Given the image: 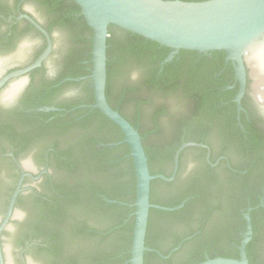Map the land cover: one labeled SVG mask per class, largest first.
I'll list each match as a JSON object with an SVG mask.
<instances>
[{"label":"flooded vegetation","instance_id":"flooded-vegetation-1","mask_svg":"<svg viewBox=\"0 0 264 264\" xmlns=\"http://www.w3.org/2000/svg\"><path fill=\"white\" fill-rule=\"evenodd\" d=\"M28 1L0 0V62H4L0 68V81L11 73L32 65L47 48L46 37L27 20L18 19L20 15L29 16L47 33L51 42L49 55L38 67L21 76L7 79L0 86V199L4 200L0 208V223L5 216L9 199L24 174L11 218L0 234L5 264L4 235L9 230L19 240L22 236L31 235L36 227L44 226L43 216L49 206L57 210L67 200V197L57 193V189L66 188L65 163L69 158L66 153L71 144L65 143L62 137L49 135L46 126L49 123H61L63 115L56 113L80 110L82 114H74L73 119L69 120L68 124H72L84 119L94 110L91 108L94 96L92 83L88 78L90 74L77 78L66 77L59 81L67 54L60 59L56 75L52 79L47 78V63L54 52L52 31L62 26L56 23V14L48 12L47 6L42 5L40 0H35L47 14V21L41 22L26 9ZM27 35H32L36 41L30 52H26L27 47L21 43L22 38ZM20 52H26L27 56L21 54L16 63L7 62ZM201 57L207 61L214 59L213 52L198 53L196 60ZM206 71L212 79L208 81L206 92L209 96L201 112H190V102L186 98H180L183 92L181 87L171 91L168 103L171 104L169 111L173 112L176 120H186L180 130V145L176 150L184 143L205 146L184 148L179 155L174 179L162 181L164 185L156 186L154 190V194L162 199L182 194L180 204H190L187 210L178 214V223L162 244L158 248H152L153 252L163 256L162 259H170L174 264L192 256L198 242L202 245L205 258H209L210 252L216 256L225 254L231 259L235 256L239 258V246L246 233L245 215L249 216L252 229L248 244L254 236L253 225L261 226L264 215V98L258 94L264 88H255L251 68L244 60L245 85L238 104L236 97L240 91V83L236 79L232 63L226 60L225 53L222 63L209 66ZM79 78L82 80H77ZM66 79L77 81H65ZM17 80L23 81L18 94L12 101L5 99L4 94ZM67 82L70 84L63 86ZM71 85L82 87L83 98L68 104L70 109L65 110L63 106L67 104L61 98L64 89ZM91 96L93 102L88 101ZM48 108H55L57 111H47ZM158 123L156 130L167 135L166 140L172 139L173 127L168 124V117H160ZM97 146H102V143ZM30 151H34L38 163L24 160V156ZM173 166L172 159L171 164L168 163L166 168L156 174L170 177ZM24 202L26 207H20ZM253 212L256 213L254 219ZM16 214L23 216V219H17ZM175 239H179L176 245L173 243ZM33 247L42 248L46 244L39 240L28 242L19 251L22 264H28L27 254L35 252ZM173 249L176 250L172 252ZM253 254L258 255L257 248Z\"/></svg>","mask_w":264,"mask_h":264},{"label":"trees","instance_id":"trees-1","mask_svg":"<svg viewBox=\"0 0 264 264\" xmlns=\"http://www.w3.org/2000/svg\"><path fill=\"white\" fill-rule=\"evenodd\" d=\"M40 2L47 6L48 12L57 15L55 21L58 25L71 32L72 47L65 57L59 81L66 77L89 75L92 68V30L85 23L79 7L72 0ZM170 51L138 35L109 26L106 40V100L139 132L152 175L165 168L168 163H172L174 152L180 145V130L186 122L184 119L176 120L173 112L169 111L171 91L181 87L183 92L180 98H186V101L190 102V112L193 114L201 112L209 96L206 92L207 84L212 79V76L208 77L209 73L206 70L209 66L222 63L224 55L223 51H214L213 60L207 61L203 57L196 60L197 52L180 50L170 62L162 65ZM135 66L142 68V76L135 85L124 82L118 87L113 86V81L124 76L126 70ZM69 84L67 82L63 86ZM90 90L92 92V88ZM157 99L160 103L156 102ZM88 101L93 102V96ZM144 105L152 106L146 124L143 123ZM63 107L65 110L70 109L68 104ZM176 107L179 108L178 105ZM125 108L131 110L132 117L125 113ZM79 112L81 111L56 113L63 115L61 123L57 125L49 123L46 126L49 135L62 137L65 143L71 144L66 153L69 157L65 163L66 188L57 189V193L67 197V200L57 210L52 206L46 209L47 212L43 216L44 226L36 227L31 235L22 236L19 240L20 249L30 241L39 240L46 244V247L33 249L48 258L46 264H83L84 259L80 255H65L71 233L80 232L82 229L80 224L73 227L67 224L69 212L77 207H83L87 211L102 214L111 221L106 230L92 231L91 237H95L98 243L86 257L88 264H129L134 219L132 204L135 201V173L130 149L123 142L124 137L120 129L97 109L84 119L68 124L73 115ZM163 116L168 117L169 124L173 127L174 134L170 140H166L167 135L156 130L158 120ZM98 143H102V146L98 147ZM107 144L116 145L110 147ZM159 185L164 183L158 179L151 181V203L174 207L182 202V194L171 199L156 196L154 190ZM50 194L52 195V191ZM189 207L190 204L187 202L181 209L171 212L150 209L145 246L151 249L158 248L173 226L178 223V214ZM255 214L252 213L253 219ZM253 226L254 236L246 247L247 259L249 264H264V215L262 225ZM178 241L179 239H175L174 245ZM195 245L198 247L192 256L175 264H198L204 261L206 258L203 257L201 243ZM255 248L257 256L253 254ZM219 255L210 252L209 258H228V255ZM234 259H238V256ZM144 264L174 263H171L170 259H162L153 251H147L144 253Z\"/></svg>","mask_w":264,"mask_h":264},{"label":"water","instance_id":"water-1","mask_svg":"<svg viewBox=\"0 0 264 264\" xmlns=\"http://www.w3.org/2000/svg\"><path fill=\"white\" fill-rule=\"evenodd\" d=\"M80 9L85 23L92 30L91 45V73L89 79L92 83L94 103L91 108L97 109L105 118L115 124L123 134V142L130 149V156L133 161L135 173V201L132 204L133 230L130 247L129 264H144V253L152 251L145 246V236L148 224L150 209L161 211H176L183 206L180 204L174 207H165L150 202V185L153 180L165 182L172 181L175 177L178 160L181 151L194 146L205 148L202 144L184 143L175 152L173 158V172L170 177L161 174L152 175L149 171L147 156L143 148L139 132L132 124L123 117L117 110L112 108L106 100V40L109 26H114L120 30L138 35L146 40L157 43L159 46L171 50L161 63L170 62L174 55L180 50L207 53L223 51L226 60L230 61L236 73V79L240 83V91L236 97L239 104L245 85L244 60L251 68L254 78V86L264 88V0H205V1H181V0H72ZM26 9L32 12L41 22L47 21V14L44 9L35 1L29 0ZM25 19L38 29L47 39V48L39 58L26 69L11 73L0 81V86L12 77L21 76L30 70L38 67L51 51V42L47 33L36 24L29 16L20 15L18 19ZM54 52L52 58L47 63V78L52 79L60 68V59L65 56L72 47L71 32L65 27L53 29ZM21 43L27 47L26 52H30L31 47L36 43L32 35L22 38ZM25 52V53H26ZM14 56L8 63H16L21 54ZM1 61V60H0ZM4 62H0L1 65ZM142 76V68L135 66L126 70L125 75L113 81V86L127 82L135 85ZM77 80H82L79 78ZM76 79H66L65 81H77ZM12 87L4 94L7 100H13L23 86L22 80H17L11 84ZM264 98V91L259 93ZM61 100L70 104L83 98L82 87L71 85L64 89ZM157 103H160L158 99ZM152 106L142 107L144 121L152 111ZM240 108V106H239ZM47 111H57L55 108H48ZM125 113L132 117L129 108L124 109ZM264 111V107H263ZM166 123V121L164 120ZM168 122V120H167ZM169 124V123H168ZM116 144H108L112 147ZM196 160V158L194 157ZM24 160L30 163H38L34 151L28 152ZM192 161V164H194ZM165 167V166H164ZM166 168V167H165ZM21 175L19 182L13 191L7 206L4 218L0 223V234L9 222L14 203L20 192ZM3 199H0V208L3 206ZM26 202L20 207H26ZM19 207V208H20ZM264 207V205H263ZM17 219L23 216L16 214ZM246 233L239 246V258L231 259L224 257L206 258L198 264H249L245 248L250 241L252 234L251 221L245 215ZM69 226L81 225L80 232L71 233L65 249L66 256L83 257V264H88L87 255L94 250L97 239L91 237L92 231L106 230L111 221L104 215L77 207L69 212L67 219ZM10 231V232H9ZM4 235L3 251L6 264H22L19 258L20 244L19 237L9 230ZM106 245V244H105ZM103 248H105L103 246ZM176 249H173L175 251ZM163 257L160 253H157ZM86 260V262H85ZM28 264H46L48 258L37 252L27 254ZM0 264H5L0 246Z\"/></svg>","mask_w":264,"mask_h":264}]
</instances>
